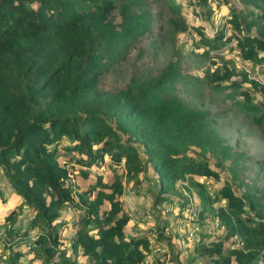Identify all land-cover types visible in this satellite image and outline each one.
I'll return each mask as SVG.
<instances>
[{
  "label": "trees",
  "instance_id": "obj_1",
  "mask_svg": "<svg viewBox=\"0 0 264 264\" xmlns=\"http://www.w3.org/2000/svg\"><path fill=\"white\" fill-rule=\"evenodd\" d=\"M164 1L169 11L164 24L172 37L187 25L179 6ZM240 3L249 6L257 37L239 35L231 12L236 34L224 40L222 33L209 38L193 27L206 49L202 55L233 38L241 58L264 69V0ZM156 21V11L145 0H0V170L21 200L0 216V231L6 228L0 264L25 258L26 264H78L79 255L84 264H145L152 248L148 233L138 234L141 230L134 226L135 233L124 235L132 220L121 196L124 182L138 183L147 166L156 175L150 181L159 196L169 201V194L194 193L201 205L196 208L199 219L210 212L224 229L216 241L197 236L191 243L184 239L182 247L179 240L177 255L189 250L208 259L205 264H264V194H237L228 181L209 192L194 178L218 179L209 157L215 167L228 162V172H243L247 168L239 159L244 156L221 145L208 110L175 92L176 82L189 75L179 57L154 71L145 66L143 49L131 57L138 43L154 33ZM127 66L131 68L122 71ZM114 72L122 80L104 84ZM192 80L211 94L233 98L264 131V105L253 103L243 86L264 93V72L258 82L220 58L200 78L188 76L190 84ZM74 164L85 167L79 170L83 179L87 168L103 167L109 181L99 172L87 188H79ZM221 201L223 206L213 208ZM64 205L76 212L69 256L53 224ZM23 207L30 217L25 227L15 228ZM160 261L155 255L149 264Z\"/></svg>",
  "mask_w": 264,
  "mask_h": 264
},
{
  "label": "rangeland",
  "instance_id": "obj_2",
  "mask_svg": "<svg viewBox=\"0 0 264 264\" xmlns=\"http://www.w3.org/2000/svg\"><path fill=\"white\" fill-rule=\"evenodd\" d=\"M145 1L149 7L156 11L157 21L153 25L154 33L146 38L144 37L138 43L136 49L132 50L131 57H135L140 48L143 49L146 68L149 67L151 71H154L155 68L158 69L163 63L179 57V64L183 67L184 72L189 74L188 76L200 78L205 68H214L220 63V58H222L228 61L229 66H233L237 71L245 72L248 78L263 82V65L243 60L235 47L233 38L230 41H225L223 46L217 49L208 48V54L204 56L202 52L206 49L200 43V36L193 29V27L199 26L202 33L209 38H212L217 33H222V40H224L231 33L236 34V31L232 29V24L229 22L231 12H233L237 16L241 29L239 35L247 33L256 36L257 25H255L256 22H253L255 19L248 14L249 6H243L240 0H228L227 5L222 4V2L217 3L215 0H206L205 2H201V0H172L174 4L179 6L180 15L184 18L187 28L177 31L171 37V34L168 33L170 32V27L164 24V20L169 14L166 2L164 0ZM228 5H230L229 9ZM129 68L131 67L127 66L122 71L129 70ZM188 76L183 79L185 81L179 80L176 82L174 86L175 92L197 108L209 111L216 127L215 131L221 140V145L229 146L236 153L241 152L244 157L239 159V163L246 165L247 168L243 172L242 169L234 170L233 174L228 172V162L215 167L213 164L214 159L209 157V166L216 170L218 179L214 180L213 178L205 177L197 179L195 176L194 178L199 182H204L203 184L209 192H213L224 181H228L233 184V190L237 194H241L244 191L259 195L264 194V131L261 127L262 125L256 124L253 121L252 114L246 112L245 109L235 106L233 98L225 97L221 93L211 94L206 86L202 85L201 87L199 82L193 80L190 84ZM122 77V75H117L115 72L109 73L103 79V83L110 85L120 82ZM243 86L248 88L249 96L253 103L264 105V93L250 87L249 84H243ZM234 100L238 101L241 98L235 96ZM194 150V152L197 151V149ZM194 152H190L191 156L196 155ZM74 166L76 169L73 175L76 177L73 180H76V184L80 186L79 188H87V185L94 180V174L99 172L105 180L109 181L108 172L106 169L103 170V167L97 169L91 166L87 168L89 174L87 179H83L79 175V170H85V167L76 164ZM155 177L156 175L152 168L147 166L146 172L140 175L138 183H135L134 180L124 182V192L121 196L123 209L130 214L131 222H134L130 227H127L129 228L126 229L127 235L130 236V233L132 234L134 226L140 228L141 231L138 234L148 233L152 248L147 252L148 255L144 263L149 264L155 255L161 258L160 262L163 264L209 263L207 262L208 259L197 257L189 250L180 252L177 255L178 241L184 238L187 232H190V238L192 239L199 236L202 241H216L223 235L224 229L217 225V219L210 212L205 211L200 219L195 216V209L198 208L200 210L201 205L194 193L186 192L180 197L169 194L172 199L169 201L163 199L166 195L159 196L156 184L152 186L150 181ZM180 186L178 190L181 189ZM9 190L0 175L1 194L5 192L6 196L13 195L18 197L14 191L11 194ZM185 199L188 200L186 204L189 205H185V202H183ZM223 205L224 201H221L214 204L213 208ZM29 217V210L23 207L17 217L16 224L13 226L15 228L25 227ZM69 222L71 223V220ZM5 229L1 228L0 240L1 236L4 235ZM32 232L35 231L33 230ZM237 240V238L231 239L234 242ZM191 246L190 249L192 248ZM1 249L4 251L0 245V251ZM67 254L69 256L70 253ZM26 263V258L20 259L18 262V264Z\"/></svg>",
  "mask_w": 264,
  "mask_h": 264
},
{
  "label": "crops",
  "instance_id": "obj_3",
  "mask_svg": "<svg viewBox=\"0 0 264 264\" xmlns=\"http://www.w3.org/2000/svg\"><path fill=\"white\" fill-rule=\"evenodd\" d=\"M0 175L2 176L1 170H0ZM3 182H5L4 178H3ZM5 184H6V182H5ZM9 191H11V194H12V190L10 189ZM1 196H2V199L5 200V201L2 202L1 199H0V216L6 214L11 209H14L16 207V205L21 202L19 196L18 197L17 196H13V195L12 196L11 195L10 196H6L5 192H4V194H1ZM75 218H76V212L74 210H72V208L68 207L67 205H64L59 211L58 219H56L53 222V224L55 225V229L57 231L58 241L60 242V244H62V248H63V244L66 246V248H65L66 254L70 253L69 252V248H70V246H69V238L71 237V235L73 233V229L72 228L74 227V224L72 225L69 222V220L72 221V220H75ZM55 222L59 223V225L56 226ZM61 223L63 225H61ZM133 223L134 222H131V224H133ZM126 229H129V228L125 227V229H124V235L125 236H127ZM138 229L140 230L139 227H138ZM135 230L136 229L132 230V234L135 233ZM76 261H77L78 264H84L85 258L83 256L79 255V256L76 257Z\"/></svg>",
  "mask_w": 264,
  "mask_h": 264
},
{
  "label": "built area",
  "instance_id": "obj_4",
  "mask_svg": "<svg viewBox=\"0 0 264 264\" xmlns=\"http://www.w3.org/2000/svg\"><path fill=\"white\" fill-rule=\"evenodd\" d=\"M70 171H71V169L67 167V172H70ZM70 176H71V175H70ZM71 181H73V180H71ZM193 211H194V210H193ZM194 212H195V216H197V214H196V213H197V210H196V209H195ZM71 224H72V225L75 224V220H72V221H71ZM184 239L190 242V239L193 240L194 238H193V239L190 238V232H187V234L185 235V237H184V238H181L180 241H179V244H180L182 247H185V246H186V242L184 241Z\"/></svg>",
  "mask_w": 264,
  "mask_h": 264
}]
</instances>
